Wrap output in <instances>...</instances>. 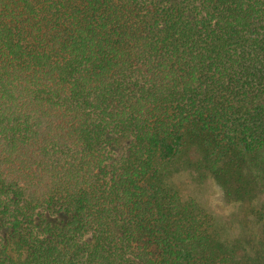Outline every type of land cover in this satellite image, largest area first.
I'll use <instances>...</instances> for the list:
<instances>
[{
    "label": "trees",
    "instance_id": "1",
    "mask_svg": "<svg viewBox=\"0 0 264 264\" xmlns=\"http://www.w3.org/2000/svg\"><path fill=\"white\" fill-rule=\"evenodd\" d=\"M263 150L264 0H0V264H237L173 173Z\"/></svg>",
    "mask_w": 264,
    "mask_h": 264
},
{
    "label": "rangeland",
    "instance_id": "2",
    "mask_svg": "<svg viewBox=\"0 0 264 264\" xmlns=\"http://www.w3.org/2000/svg\"><path fill=\"white\" fill-rule=\"evenodd\" d=\"M107 139L108 148L114 156L126 152L128 140ZM250 168L264 174V150L256 156ZM173 182L182 199L193 198L201 215L212 217L211 230L216 233L220 243L227 244L233 250L237 264H251L248 261L242 263V260L255 255L258 249L263 253L261 264H264V182L255 186V194L247 200L227 194L226 189L209 176L199 179L193 169L184 166L179 167L178 172L174 171ZM61 218L65 219L60 215L48 219L55 222ZM3 232L0 230V235Z\"/></svg>",
    "mask_w": 264,
    "mask_h": 264
}]
</instances>
